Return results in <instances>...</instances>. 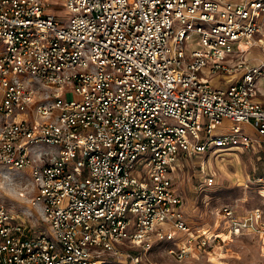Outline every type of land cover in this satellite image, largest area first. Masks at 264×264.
Wrapping results in <instances>:
<instances>
[{"label":"built area","instance_id":"obj_1","mask_svg":"<svg viewBox=\"0 0 264 264\" xmlns=\"http://www.w3.org/2000/svg\"><path fill=\"white\" fill-rule=\"evenodd\" d=\"M262 52L264 0H0V164L35 207L0 200V264H160L141 261L155 243L183 259L220 233L264 254L260 207L191 232L172 176L195 157L203 189L210 153L264 160Z\"/></svg>","mask_w":264,"mask_h":264},{"label":"rangeland","instance_id":"obj_2","mask_svg":"<svg viewBox=\"0 0 264 264\" xmlns=\"http://www.w3.org/2000/svg\"><path fill=\"white\" fill-rule=\"evenodd\" d=\"M65 12L60 11L61 14ZM196 39L197 35L185 39L183 45L187 51L198 44ZM261 82H264V77L261 78ZM228 123V119H223L225 128ZM216 128L220 127L216 126ZM246 128L248 131L252 130L250 126L246 125ZM258 154L259 152L254 148L220 150L215 155L210 153L207 159L210 163L208 169L215 172V175L210 185L203 189L198 188L203 173L196 167L197 158L183 159L173 169V185L183 198L182 208L191 232L202 228L219 232L225 224V219L220 214V206L224 204L233 205L237 213H243L256 206L264 211V184L258 180L259 176H264V160L258 158ZM0 169H5L12 176L7 178L0 176V200L17 211L21 207L35 211V207L15 191L22 183L29 182L26 170L15 167L8 169L3 164H0ZM10 178L15 179L13 184H10ZM36 223L38 224L36 227L44 228L48 232L49 227L45 226L41 219L37 218ZM219 238L215 247H210L209 253L197 248L183 259H176L167 252V246L170 245L167 242H157L144 253L145 257L141 261L143 263L158 261L160 264H264V254L260 252L256 235L243 233L232 238H224L220 233ZM104 256L109 261L107 263L111 264L134 263L128 257L114 253Z\"/></svg>","mask_w":264,"mask_h":264},{"label":"crops","instance_id":"obj_3","mask_svg":"<svg viewBox=\"0 0 264 264\" xmlns=\"http://www.w3.org/2000/svg\"><path fill=\"white\" fill-rule=\"evenodd\" d=\"M236 158H237V155H236Z\"/></svg>","mask_w":264,"mask_h":264}]
</instances>
